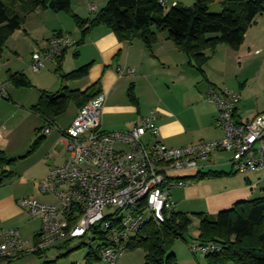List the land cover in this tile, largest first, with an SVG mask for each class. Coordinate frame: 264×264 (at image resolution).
I'll return each mask as SVG.
<instances>
[{
    "label": "crops",
    "instance_id": "crops-1",
    "mask_svg": "<svg viewBox=\"0 0 264 264\" xmlns=\"http://www.w3.org/2000/svg\"><path fill=\"white\" fill-rule=\"evenodd\" d=\"M70 1L78 17L89 19L95 14L91 8L101 10L109 0ZM169 3L177 2L169 0ZM57 33L70 34L75 42L81 37L80 31L66 14H56L50 10L31 13L26 16L23 28L8 40L0 57V81H9L10 73H22L32 84L31 88L10 85L9 98L0 101V130L3 136L0 139V152L14 161L0 165V235L16 230L25 243L24 253L12 264H34L29 262L28 256H36L33 251L42 226L41 221L32 218L20 202L32 198L44 204H57L51 195L38 190V184L52 168L62 166L68 158L67 141L63 134L74 121L79 108L70 105L67 112L53 122L47 135L39 132L46 128L47 121L31 111L42 92L56 93L63 86L56 74L59 60L62 61L64 73L90 65L85 78L70 81L66 86L70 90H90L92 95L98 91L105 95L100 128L104 133L128 132L139 119L156 111L160 133L158 140L168 148L220 140L223 133L215 125L217 108L205 100L210 88L240 95L235 112L238 122L264 113L261 89L255 94L250 93L249 78H242L241 74L234 76L232 70H242L243 74L257 64L259 59L255 58L263 55L264 14L256 18L238 51L227 45L217 47L204 66L205 78L189 64L188 57L177 50L167 34L157 33V41L149 51L139 37L125 40L104 26L92 29L80 47L75 45L67 49L60 59L44 61L42 69L33 72L32 55L45 50L48 40ZM75 52H79L78 57L74 56ZM261 63L263 66L259 64L257 67L262 77L264 58ZM118 67L131 69L134 73L119 75ZM234 78L236 84H232ZM131 88L135 102L128 96ZM255 95L257 100L252 101ZM40 137H43L42 142L34 152L29 153L34 141ZM142 141L147 146L154 143L149 135H145ZM117 148L126 149L122 144ZM226 153H214L198 172L233 174L198 183L184 180L185 187L174 188L170 192L173 212L189 216H215L232 209L239 202L262 195L264 172L236 173L230 164L231 158L223 157ZM198 172H176L172 176L184 179ZM63 247L60 245L50 250ZM49 256L48 250L41 257H36L48 262L55 259L54 255L50 256L51 259ZM178 261L182 263L179 258Z\"/></svg>",
    "mask_w": 264,
    "mask_h": 264
},
{
    "label": "built area",
    "instance_id": "built-area-1",
    "mask_svg": "<svg viewBox=\"0 0 264 264\" xmlns=\"http://www.w3.org/2000/svg\"><path fill=\"white\" fill-rule=\"evenodd\" d=\"M162 7L169 0H159ZM177 3H171L176 6ZM92 12L97 10L93 7ZM70 34H55L42 52L32 55L31 69L39 72L44 61L60 58L75 46ZM259 53V51L257 52ZM119 75H132L131 69L118 67ZM9 81H0V101L9 98ZM205 100L217 108L215 125L223 138L199 142L181 148L161 143L157 112L139 119L128 132L100 131L105 95L91 98L64 132L68 158L62 166L52 168L38 184V190L51 195L57 204H44L32 198L20 202L32 218L41 221L34 253H45L64 243L96 235L100 243L97 255L104 264H118L130 251L132 239L148 224L160 226L172 213L170 192L186 182L172 173L198 172L217 152L232 155L230 164L236 173L264 172V113L238 122L235 118L240 95L233 91L208 89ZM51 126L42 130L50 133ZM154 139L151 146L142 138ZM0 130V139L2 138ZM126 149H119L117 145ZM193 255L219 251L216 244H193ZM25 251V243L16 230L0 235V258L16 260Z\"/></svg>",
    "mask_w": 264,
    "mask_h": 264
},
{
    "label": "trees",
    "instance_id": "trees-1",
    "mask_svg": "<svg viewBox=\"0 0 264 264\" xmlns=\"http://www.w3.org/2000/svg\"><path fill=\"white\" fill-rule=\"evenodd\" d=\"M216 1H221L223 10L219 14H210L209 7ZM39 10L68 15L81 33L76 47L83 44L92 29L100 26L125 40L139 37L149 51L157 41V33H165L177 50L188 57L189 64L205 78L204 66L218 46L227 45L234 51L240 49L247 31L264 13V0H196L191 7L176 4L169 9L162 7L159 0H109L89 19H82L74 13L70 0H0V57L8 40L23 28L26 16ZM74 56L78 57L79 52H75ZM61 63L59 60L56 69L63 84L60 91L42 92L38 102L31 107L33 113L47 121V126L64 115L70 105L80 109L100 93L97 91L92 95L90 90L80 92L66 86L70 81L85 78L90 65L64 73ZM9 82L15 88L32 87L30 80L22 73H10ZM128 96L135 102L132 88ZM42 140L43 137L36 139L29 153L34 152ZM13 162L0 152V165ZM231 174L198 172L183 180L198 183ZM191 216L199 222L196 241L203 245L219 246V251L204 255L208 264H264V188L259 198L239 202L232 209L215 216ZM191 216L172 212L165 216L160 226L148 224L132 239L130 250H143L145 264H179L170 249L175 240L186 236L192 224ZM35 255L41 257L42 253ZM93 259L99 261L97 252L88 255V263L91 264ZM14 261L0 258V264H12ZM43 264L52 263L45 261Z\"/></svg>",
    "mask_w": 264,
    "mask_h": 264
},
{
    "label": "rangeland",
    "instance_id": "rangeland-1",
    "mask_svg": "<svg viewBox=\"0 0 264 264\" xmlns=\"http://www.w3.org/2000/svg\"><path fill=\"white\" fill-rule=\"evenodd\" d=\"M174 1H176L177 4H179L180 6L186 8L193 6L196 2V0H174ZM169 8H171V3L166 5V9ZM222 10L223 7L221 1H216L209 7V13L214 15L221 13ZM262 53L263 55L255 58V59H259L257 60V64L252 65L254 67H250V69L248 70L246 69L245 70L246 72H243V74H242V70L238 71L232 69L234 76L241 74L242 78L245 76L249 78L248 87L250 88V93L255 94L257 93V91H259V88L261 89L260 100H264V74L262 77L259 75L260 71L258 70L257 66L259 64H261L260 67L263 66V63H261V61L264 58V52ZM241 82L243 81L241 80ZM233 83L236 84L235 78L232 80V84ZM256 98L257 96L255 95L252 101H256L257 100ZM223 157L225 159L230 160L231 155L226 153L223 154ZM191 217H192L191 218L192 224L189 227L186 236L184 237V239L175 240L173 246L170 249V252L176 256L177 260L178 258L180 259V261L182 262L181 264H208L204 255L201 254L193 255L189 250L190 245L198 243L196 240L198 237V228H199V222L197 218L193 216ZM95 238H97L96 235L90 234L85 239L75 240L69 243L62 244L63 246H65L63 248L54 251L49 250L50 256L52 255L55 256V259L49 260V262H51L52 264H89L88 255L90 253L96 254L97 246L100 243L99 238L96 241H94ZM28 257H30L29 262H32L34 264L37 263L43 264L45 262L44 258L37 259V257L34 255H30ZM118 262L119 264H145V253L141 249L130 250L128 253L120 257ZM91 264H104V263L93 259Z\"/></svg>",
    "mask_w": 264,
    "mask_h": 264
},
{
    "label": "water",
    "instance_id": "water-1",
    "mask_svg": "<svg viewBox=\"0 0 264 264\" xmlns=\"http://www.w3.org/2000/svg\"><path fill=\"white\" fill-rule=\"evenodd\" d=\"M1 180V179H0Z\"/></svg>",
    "mask_w": 264,
    "mask_h": 264
}]
</instances>
